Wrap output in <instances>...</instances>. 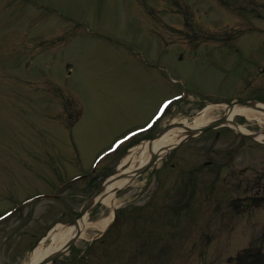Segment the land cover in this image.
I'll use <instances>...</instances> for the list:
<instances>
[{
  "label": "rangeland",
  "instance_id": "obj_1",
  "mask_svg": "<svg viewBox=\"0 0 264 264\" xmlns=\"http://www.w3.org/2000/svg\"><path fill=\"white\" fill-rule=\"evenodd\" d=\"M188 1L0 0V213L60 194L0 223V264H31L35 248L51 244L50 231L72 222L131 150L171 124L192 122L211 104L205 98L238 91L234 83L242 69L231 68L227 56L207 60L203 51L219 45L224 51L233 42L223 36L242 34L250 42H241V55L258 44L264 51V0H215L203 6L206 15ZM184 3L191 7L186 25L173 8ZM216 16L230 17V25L224 19L213 25ZM252 88L242 96L259 93ZM178 94L183 101L173 103L151 133L123 144L89 173L115 140ZM223 108L212 107L213 119ZM234 122L264 131L256 120L238 116ZM86 172L87 178L71 184ZM115 196L116 222L114 211L98 203L88 222L108 220L109 228L102 236L107 226L87 227L56 264L264 259V143L232 129L208 130L181 143Z\"/></svg>",
  "mask_w": 264,
  "mask_h": 264
},
{
  "label": "bare ground",
  "instance_id": "obj_2",
  "mask_svg": "<svg viewBox=\"0 0 264 264\" xmlns=\"http://www.w3.org/2000/svg\"><path fill=\"white\" fill-rule=\"evenodd\" d=\"M262 106V105H261ZM205 109L199 113L198 116L194 117L192 122L188 120H184L182 122V126H177L176 128L170 130L169 132L165 133L161 138L154 141L152 145L145 143L142 148H136L134 151H130V154L126 157V159L122 162L121 166L119 167L120 173L123 174L124 177L132 175L136 169L142 168L150 158V152L155 153L158 157L159 154L163 155L166 152V149L172 147L173 145L177 144L185 135V127H189L192 129L201 128L207 123H209L212 119V106L208 105L204 106ZM264 108V106H262ZM242 116L247 120H256L259 122L261 126H264V109L258 110L256 108H250L245 106H234L231 110L227 111V124L233 125L235 122L236 117ZM164 117V116H163ZM163 119V118H162ZM235 127L237 130L243 133H250V131L245 128L244 126H232ZM155 128V127H154ZM151 130V132L154 130ZM258 140H264V134H260L258 136ZM139 155V161L136 163L134 162V155ZM104 164V163H103ZM127 178L116 177L113 179L108 186H106L105 191L102 193L100 197L101 204L111 208V210H115L117 207V201L115 192L117 189L124 187L128 183ZM108 220L103 221L101 223H97L96 225L92 226L85 216L82 220L79 221L80 229L83 232L88 227H94L97 230H102L106 227ZM57 228L59 229L58 232L51 233V244L48 246H44L43 242L40 246L36 247L33 253L31 254V264H36L43 258L48 255L53 254L57 251L60 247L64 245V243L68 240V238L74 234L75 227H64L62 225H58Z\"/></svg>",
  "mask_w": 264,
  "mask_h": 264
},
{
  "label": "water",
  "instance_id": "obj_3",
  "mask_svg": "<svg viewBox=\"0 0 264 264\" xmlns=\"http://www.w3.org/2000/svg\"><path fill=\"white\" fill-rule=\"evenodd\" d=\"M243 104H244V103H243ZM245 104H247V103H245ZM248 104H249V103H248ZM230 107H232V105H230ZM225 121H226L225 118H222L221 120H219V121H217V122H215V123H212L210 126L205 127V128H202L201 130H197V131H198V132H204V131H206V130H208V129L216 128V127L220 126L222 123H224ZM194 132H195V131L189 130L188 138L194 136ZM162 133H163V132H162ZM162 133H161V134H162ZM161 134H160V135H161ZM160 135H159V136H160ZM156 159H157V156H156L155 154H153L150 163H149V164H148L143 170L138 171L137 174L143 173L144 171H146L147 169H149V168L152 166V164L156 161ZM110 182H111V181H107V182L101 187V189L97 192V194H96L91 200H89V201L83 206L82 211H81L80 216H79V219L82 218L83 215H84L87 211H89V210L92 209V207L94 206V203H95V201H96V198L98 197V195H99L101 192H103V191L105 190L106 186H107L108 183H110ZM74 225H75L76 228L78 229V227H79L78 223H77V222H74ZM73 241H74V239L70 240V241L67 243V245H66V246H65L60 252L54 254L51 258L46 259L44 263H47L48 261H52V262H54V261L56 260V258H58V257H59V256L65 251V250H67V249L70 247V245L73 243Z\"/></svg>",
  "mask_w": 264,
  "mask_h": 264
},
{
  "label": "flooded vegetation",
  "instance_id": "obj_4",
  "mask_svg": "<svg viewBox=\"0 0 264 264\" xmlns=\"http://www.w3.org/2000/svg\"><path fill=\"white\" fill-rule=\"evenodd\" d=\"M257 47L258 46L256 45V46H254L252 48L256 49ZM260 54H262V53H260ZM237 58L240 59L239 61H237V63L239 65H241L243 63V62H241V58H243V57L241 56V57H237ZM252 58L256 60V62L254 63V66H258L261 63H264V56H260L259 58H256V56H253ZM261 71L262 72H259L258 74H254L253 79L249 81V84H253L254 83L255 84L254 85L255 89H257L260 94H264V67L262 68ZM237 98H238V100H241V101L245 100V99L246 100H262V96L259 95V94L255 95V96H252L250 98H245L242 95H238Z\"/></svg>",
  "mask_w": 264,
  "mask_h": 264
}]
</instances>
